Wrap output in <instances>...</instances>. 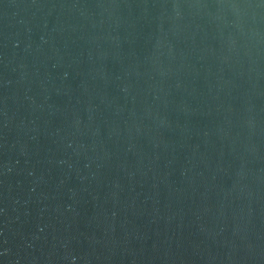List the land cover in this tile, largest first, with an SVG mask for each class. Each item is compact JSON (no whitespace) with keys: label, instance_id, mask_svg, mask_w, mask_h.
I'll list each match as a JSON object with an SVG mask.
<instances>
[{"label":"water","instance_id":"95a60500","mask_svg":"<svg viewBox=\"0 0 264 264\" xmlns=\"http://www.w3.org/2000/svg\"><path fill=\"white\" fill-rule=\"evenodd\" d=\"M0 264H264V0H0Z\"/></svg>","mask_w":264,"mask_h":264}]
</instances>
